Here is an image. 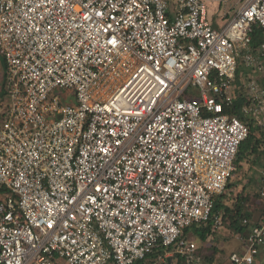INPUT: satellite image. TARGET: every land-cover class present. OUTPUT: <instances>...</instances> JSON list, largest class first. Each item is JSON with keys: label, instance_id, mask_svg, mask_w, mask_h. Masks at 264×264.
<instances>
[{"label": "built area", "instance_id": "2783aa9c", "mask_svg": "<svg viewBox=\"0 0 264 264\" xmlns=\"http://www.w3.org/2000/svg\"><path fill=\"white\" fill-rule=\"evenodd\" d=\"M227 20L204 0H0V264H206L184 233L237 172L250 128L228 110L264 127V0ZM263 245L264 216L230 264Z\"/></svg>", "mask_w": 264, "mask_h": 264}, {"label": "crops", "instance_id": "0c3cea01", "mask_svg": "<svg viewBox=\"0 0 264 264\" xmlns=\"http://www.w3.org/2000/svg\"><path fill=\"white\" fill-rule=\"evenodd\" d=\"M229 14L230 12H226L219 16L221 19L220 21H223L224 18L228 19L231 16H229ZM212 23L217 27L223 26L216 20ZM240 68L243 69L242 67ZM2 119L3 114L0 116V123ZM259 158H261L260 161H264V150ZM250 159L255 162L257 160V158L255 159V155L251 156ZM249 165L250 164H247V162L242 163V167L237 169V172L230 182L231 187L227 190L225 196L220 198L225 207L232 208L231 210L238 208L243 211L242 214H245L243 220H248V224H244L246 228L243 231H241V229L236 230L238 228L235 229L232 226L234 219L228 220V218L234 216V214L230 212V216L226 219L227 222L224 223L223 227L216 231L213 227L212 231L214 234L210 235L205 242L200 237V229V233L194 230L198 241L193 242L198 245L199 254L206 264H230V258L233 254H242L245 252V238L249 235L251 228L262 221L264 216V204L258 196V191L261 186L264 164L258 175L251 171L252 168L250 167L251 165ZM238 202L241 204H237ZM219 213L221 216L223 215V211ZM193 229L194 227L191 228V230ZM190 240L192 241V239ZM256 264H264V245L261 247L260 253L256 257Z\"/></svg>", "mask_w": 264, "mask_h": 264}, {"label": "trees", "instance_id": "16d2710c", "mask_svg": "<svg viewBox=\"0 0 264 264\" xmlns=\"http://www.w3.org/2000/svg\"><path fill=\"white\" fill-rule=\"evenodd\" d=\"M264 42V30L261 26L259 25H255L253 28V33H252V48L254 50V52H258L260 46L262 45V43ZM0 60L3 63L4 66V79L1 82V98L8 96V92H7V82H6V70H7V65H6V61L5 59L0 55ZM260 84L262 86H264V77L262 79H260ZM241 103H237L235 107H233L232 110H228L229 113L232 114H236L237 116H239L242 120H245V122L248 124L250 130H249V135L248 138L241 144L239 152H238V156L236 159V167L237 169L242 167V163L247 162V164H249L251 162L250 157L253 155H261L263 154V150H264V127H255V125L249 120V119H245L243 117V115L241 114ZM5 116V114H3V117ZM231 180L229 181L227 187H226V192L227 190L231 187L230 184ZM8 192V190L6 189V187H0V193L1 194H6ZM226 192L221 195L220 197L217 198L216 203H215V207L212 213V218L210 220L209 223H207L206 225H203L201 227H197L195 226L194 229L197 233H200V237L201 239L205 242L207 240V238L214 234V232L212 231L213 227H214V221L216 220L217 217L220 216L221 211H223V215H222V220H223V225L224 223L227 222V218L228 216H230V212L232 214H234V216L228 218V220H232L234 219L232 226L236 229V230H240L243 231L246 226H244L243 223V219L245 214H242V210L236 208L231 210L232 208L229 207H225L222 203V200H220L221 197H224ZM259 196V195H258ZM237 204H241V203H237ZM200 229V232H199ZM191 231L190 229H187L185 231V235L188 236L189 232ZM171 248L168 249H162L158 252H156L154 255H158L161 256L163 255L166 251H170ZM174 257L178 258V264H186L185 260L180 256V255H175ZM148 263V262H147ZM149 264V263H148ZM170 264V263H168ZM171 264H173V261H171Z\"/></svg>", "mask_w": 264, "mask_h": 264}, {"label": "rangeland", "instance_id": "374dc122", "mask_svg": "<svg viewBox=\"0 0 264 264\" xmlns=\"http://www.w3.org/2000/svg\"><path fill=\"white\" fill-rule=\"evenodd\" d=\"M207 7H208V16L209 19L213 22V21H218V23L220 22V25H224L228 20L226 18L223 19V21H220L221 19L219 18V16L223 15L226 12H230V15H233L237 9L241 6V4L243 3L244 0H204ZM231 18V16H230ZM4 66L2 61L0 60V94H1V82L4 79ZM56 94L58 95H62L65 94V91H56ZM75 96V92H72V96ZM10 103V99L7 98V96L1 98L0 96V116L2 114H5L6 110H7V106ZM261 156V155H260ZM257 158L256 162L254 160H251L252 163L250 162L249 165L252 169L251 171L254 172L255 174H259L260 170L263 168V164L264 161H260L261 158H259V155L255 156V159ZM248 168V166H247ZM250 171V172H251ZM4 197V194L0 193V201L2 200V198ZM195 229L191 230L188 234L189 239H192V241H198V238L196 237V234L194 232ZM167 254V255H166ZM164 254V258L165 257H169L172 259L173 264H178V258L174 257L173 254H169L166 253ZM166 255V256H165ZM147 262L149 264H163L162 261H160V256L158 255H152L148 257ZM165 262H166V258H165ZM60 264H67L66 261L64 260H60Z\"/></svg>", "mask_w": 264, "mask_h": 264}]
</instances>
